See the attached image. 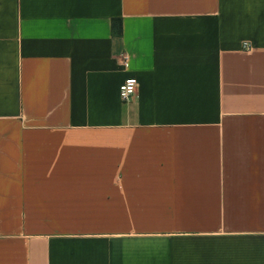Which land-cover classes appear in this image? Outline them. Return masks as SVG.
<instances>
[{"label":"crops","instance_id":"0c3cea01","mask_svg":"<svg viewBox=\"0 0 264 264\" xmlns=\"http://www.w3.org/2000/svg\"><path fill=\"white\" fill-rule=\"evenodd\" d=\"M0 264H264V0H0Z\"/></svg>","mask_w":264,"mask_h":264},{"label":"built area","instance_id":"2783aa9c","mask_svg":"<svg viewBox=\"0 0 264 264\" xmlns=\"http://www.w3.org/2000/svg\"><path fill=\"white\" fill-rule=\"evenodd\" d=\"M242 48L246 51L251 49L248 41H243ZM125 60V57H124ZM137 81L134 77L126 78L119 86V97L123 103L129 102L135 94Z\"/></svg>","mask_w":264,"mask_h":264},{"label":"trees","instance_id":"16d2710c","mask_svg":"<svg viewBox=\"0 0 264 264\" xmlns=\"http://www.w3.org/2000/svg\"><path fill=\"white\" fill-rule=\"evenodd\" d=\"M112 29L114 31L115 35L121 34V20L120 19H114L112 22Z\"/></svg>","mask_w":264,"mask_h":264}]
</instances>
